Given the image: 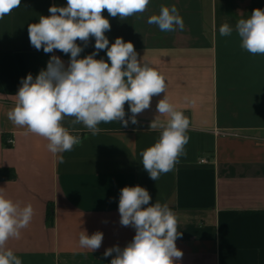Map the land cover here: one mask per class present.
<instances>
[{
  "label": "crops",
  "instance_id": "crops-1",
  "mask_svg": "<svg viewBox=\"0 0 264 264\" xmlns=\"http://www.w3.org/2000/svg\"><path fill=\"white\" fill-rule=\"evenodd\" d=\"M66 4L21 0L0 19V168L16 173L15 180L0 181V188L21 207H33L31 222L6 248L22 264H110L115 253L105 257V250L123 248L135 236L132 226L120 223V190L139 185L151 204H167L176 217L182 236L175 243L183 252L177 264H264V55L243 49L235 28L254 9H264V0H150L144 12L123 19L105 9L109 46L117 37L132 42L140 63L164 77L165 93L152 97L135 125L126 102L128 126L101 122L95 136L65 116L62 126L81 143L53 154L45 138L26 134L7 113L22 78L35 77L52 55L68 65L70 53L37 50L28 34V25L49 16L50 6ZM162 5L177 7L183 30L162 32L148 23ZM225 23L233 31L221 36ZM94 44L90 36L78 58L91 54ZM95 58L110 63L106 49ZM164 97L188 118V143L174 169L153 181L140 153L160 138L162 129L150 125ZM167 120L159 116L160 123ZM82 231L102 232L100 248H81Z\"/></svg>",
  "mask_w": 264,
  "mask_h": 264
},
{
  "label": "clouds",
  "instance_id": "clouds-1",
  "mask_svg": "<svg viewBox=\"0 0 264 264\" xmlns=\"http://www.w3.org/2000/svg\"><path fill=\"white\" fill-rule=\"evenodd\" d=\"M150 0H67L66 6L52 5L49 16H40L37 23L28 25L30 44L44 53L59 50L70 53L67 66L52 55L45 69L33 77L29 73L21 80L16 93L15 106L7 113L16 126L25 128L48 141L53 153L71 151L81 143L62 126L65 116L75 117V123H83L93 136L101 122H122L125 119V103L131 112L130 121L150 107L153 96L165 93L166 83L162 75L148 64H141L132 42L117 37L109 46L105 32L110 22L102 13L106 9L112 17L121 19L144 12ZM21 5V0H0V19ZM149 24H155L162 32L184 29V21L175 5L161 6L159 14L151 15ZM236 31L241 47L249 53L264 55V9L256 8L247 19L238 20ZM233 29L227 23L219 27L221 36H228ZM95 38L94 51L83 57L80 53L87 46L89 37ZM83 42V47L77 44ZM106 49L108 61L96 59L99 51ZM158 114L150 128H161L159 140L142 151V165L150 179L156 181L161 173L172 171L188 143L186 130L189 120L166 97L157 103ZM159 116H167V123H160ZM11 143V141L9 142ZM63 163V157L60 158ZM148 190L139 185L125 186L120 190L118 211L120 223L132 226L135 236L125 247L118 245L105 250L104 256L115 255L110 264H177L183 252L176 246L182 236L177 230V220L167 204H151ZM31 204L21 207L0 188V264H22L11 249L6 248L10 238H19L21 229L31 222ZM103 240L102 232L89 236L82 231L81 248L94 251Z\"/></svg>",
  "mask_w": 264,
  "mask_h": 264
},
{
  "label": "trees",
  "instance_id": "trees-1",
  "mask_svg": "<svg viewBox=\"0 0 264 264\" xmlns=\"http://www.w3.org/2000/svg\"><path fill=\"white\" fill-rule=\"evenodd\" d=\"M9 144V143H7ZM16 179V173L11 168H0V181H11ZM48 222L50 226H53V215L48 214Z\"/></svg>",
  "mask_w": 264,
  "mask_h": 264
},
{
  "label": "built area",
  "instance_id": "built-area-1",
  "mask_svg": "<svg viewBox=\"0 0 264 264\" xmlns=\"http://www.w3.org/2000/svg\"><path fill=\"white\" fill-rule=\"evenodd\" d=\"M10 141L12 142V139H9L8 142H10ZM201 163H206V160L202 159V160H201Z\"/></svg>",
  "mask_w": 264,
  "mask_h": 264
}]
</instances>
